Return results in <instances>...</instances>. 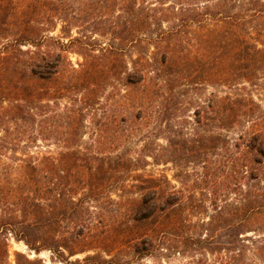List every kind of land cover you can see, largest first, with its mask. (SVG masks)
I'll return each mask as SVG.
<instances>
[{
    "label": "rangeland",
    "instance_id": "obj_1",
    "mask_svg": "<svg viewBox=\"0 0 264 264\" xmlns=\"http://www.w3.org/2000/svg\"><path fill=\"white\" fill-rule=\"evenodd\" d=\"M66 1L57 10H0V218L10 216L13 176L40 164L41 173L31 176L52 180L48 157L67 151V140L83 158L127 153L147 160L136 172L167 178L162 186L182 201L158 220L152 240L142 242L122 232L134 224L129 201L115 194L123 192L114 191L115 201L92 200L88 168L78 161L73 181L85 183L73 191V255L37 253L0 231V241H8L4 264H16L18 252L46 264H264V215L244 210L258 155L248 144L264 132V72L251 81L232 75V46L215 38L219 10H96L102 0ZM175 29L178 35L158 40ZM29 31L41 46L43 32L73 40L67 50L52 44L64 56L57 97L47 96L45 82L32 73L40 50L18 40ZM139 69L143 80L135 76ZM46 104L52 111L45 116ZM69 125L73 135L63 132ZM260 172L257 187L264 190V164ZM123 194L140 195L136 189ZM105 221L116 233L106 231ZM92 223L99 225L94 233Z\"/></svg>",
    "mask_w": 264,
    "mask_h": 264
},
{
    "label": "trees",
    "instance_id": "obj_2",
    "mask_svg": "<svg viewBox=\"0 0 264 264\" xmlns=\"http://www.w3.org/2000/svg\"><path fill=\"white\" fill-rule=\"evenodd\" d=\"M140 1V2H139ZM202 0H172L169 6L163 0L149 3L148 0H102L96 10H111L116 5L118 10H219L217 13L216 36L218 41H223L232 46L231 62L232 75H236L251 81L258 77L259 72H264V0H215L212 5L203 4ZM208 2L210 0H207ZM66 0H0V10H57L60 5H67ZM205 5V6H204ZM112 6V7H111ZM115 10V9H114ZM209 18H205L206 22ZM209 28H206L205 37H208ZM27 31V30H26ZM179 29L163 32L162 36L178 35ZM34 32H23L18 40L29 41L39 48L40 61L31 68L32 73L39 75L45 82L44 88L47 96L57 97L55 84L61 73V65L64 60L62 51L67 50L69 44L49 34L40 35L41 44L35 40ZM57 42L63 50L57 51L52 44ZM42 49V50H41ZM35 53V52H34ZM33 54V51L31 52ZM168 57L165 58L166 61ZM170 59V57H169ZM228 66V65H227ZM227 68V67H226ZM132 77V73L129 74ZM135 76L143 80L144 70H135ZM56 93V94H55ZM238 104L242 105L241 101ZM45 116L52 108L46 104ZM15 110H20L19 104L14 105ZM73 115V109L68 108ZM54 114L60 115L56 110ZM57 112V113H56ZM67 135H73V125L63 131ZM67 151L60 152L57 157H48L51 168L56 171L52 180L43 181L45 176H31L36 171L41 173L38 164L31 165V174L26 176H13L11 188L10 216L0 218V231L12 234L16 239L24 240L28 246L37 253L42 249H50L59 258H65L66 253L73 255V214L77 212V205L73 200V191L82 181H73V165L81 166L78 161H85L89 171V179L86 184L89 189V197L92 200H112L115 190L123 193L136 189L139 196L130 197L123 193H115L119 200L129 201L127 209L128 218L134 223L122 231L128 236L136 237L142 242H150L156 231V223L165 216L166 210L173 204L182 201V196L168 190L162 183L167 182L162 178H156L151 174L137 173L144 169L145 159L134 157L127 153L117 154H91L83 158L77 152H73V142L64 143ZM249 148L258 155L253 158L257 166L253 168L250 181L251 195L244 208L251 216L264 215V190L257 187L260 179V171L264 164V132L254 134L249 141ZM99 148L100 144H95ZM261 155V156H259ZM263 156V157H262ZM73 158L75 163L73 164ZM78 163V164H76ZM130 177L134 183L127 184ZM54 179V180H53ZM18 183H22L24 190H19ZM82 183H85L82 182ZM1 187V183H0ZM118 202V201H117ZM102 215V214H101ZM101 220H100V219ZM96 222L101 224L104 218L100 216ZM103 218V219H102ZM106 222V223H105ZM106 231L112 234L115 229H108L110 222L105 221ZM99 225L92 223L88 230L94 233ZM112 227V226H111ZM117 235V234H115ZM116 237V236H115ZM39 243V245H37ZM37 245V246H35ZM139 251V248L136 247ZM8 255L7 236L0 241V264ZM16 264H46L41 258H31L18 252ZM67 264H73L68 261Z\"/></svg>",
    "mask_w": 264,
    "mask_h": 264
}]
</instances>
